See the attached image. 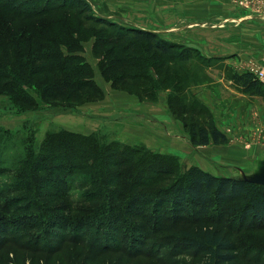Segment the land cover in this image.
<instances>
[{
  "label": "trees",
  "instance_id": "obj_1",
  "mask_svg": "<svg viewBox=\"0 0 264 264\" xmlns=\"http://www.w3.org/2000/svg\"><path fill=\"white\" fill-rule=\"evenodd\" d=\"M74 2L0 0V13L8 14L0 20V93L9 96L21 112L41 107L36 98L58 108H74L81 103L79 99L101 98L103 90L93 78L91 64L76 52L83 47L78 30L93 21L101 27L95 33L98 42L110 44L99 67L112 87L156 100L162 86L168 91L169 108L178 110L172 89L184 82L165 60L172 53V59L179 61L191 52L207 60L210 56L196 47L166 40L153 30L119 26L105 16H92L86 0ZM63 10L71 11V17L41 20ZM10 17L34 22L29 29L22 21L19 29L13 23L17 19ZM113 25L116 33L108 35ZM131 34L137 39L130 38ZM96 42L93 47L97 49ZM231 76L244 90L264 94V83L251 72ZM142 79L150 81L149 88L141 86ZM182 105L184 113L206 112L193 100ZM212 120L209 125L199 118L191 121L192 144L227 140L213 115ZM67 133L64 138L59 130L48 134L40 145L44 152L34 154L29 148L17 166L4 164L0 152V242L30 253L29 263L16 264H110L112 258L104 259L109 253H114L117 264H129L131 258L144 255L150 258L148 264H186L177 259L184 253L197 264H264V247L242 250L231 232L233 222L237 227H264V183L213 173L195 164L183 167L178 155L142 144L111 139L99 145L89 141L90 134ZM91 185L92 190L84 188ZM75 197L97 204L91 212L73 216L53 212L62 208L44 200ZM132 212L134 217L146 212L145 221L134 226ZM71 245L86 250L83 258L76 256ZM167 246L169 251L164 254L161 251Z\"/></svg>",
  "mask_w": 264,
  "mask_h": 264
},
{
  "label": "rangeland",
  "instance_id": "obj_2",
  "mask_svg": "<svg viewBox=\"0 0 264 264\" xmlns=\"http://www.w3.org/2000/svg\"><path fill=\"white\" fill-rule=\"evenodd\" d=\"M66 1L68 4L75 3L74 0ZM230 2L235 8H229V11L224 12L225 15L229 16L224 18L223 21V39L221 41H215V34L213 31L215 26L219 25V20L210 17L211 12H215L214 5L206 4L205 11L207 13V18L205 21L203 18L198 19L203 21H199V25L205 24L207 26L208 33L201 38H199V35H202L201 33H199V35L198 33L196 34V37L201 41L197 43L201 49L195 47L198 48L199 52L204 53L205 56H210V59L201 58L198 53L191 52L190 56L183 61H179L175 58L172 59L174 53L170 55L171 58L169 57L165 60V65L173 68V71L174 69L178 70L177 74L181 75L180 79L184 82H180L183 84L172 89V98H174L173 103H178L175 107L180 110H176L175 112H172L169 108L167 101L168 91L162 86L159 88L160 90L156 100L141 99L135 92L112 87L110 81L106 80L101 74L99 67V59L103 56L104 50H106L110 44H100L95 33L98 31V28L101 27L93 21L86 22V25L78 30V36L83 40V47L82 50L76 52L82 53L85 59L91 64L94 71L93 78L103 90V96L84 102L79 99L78 101L81 103L74 108L49 107L39 98H36L39 100V103L42 104L41 107L27 109L21 112L12 104L9 96L0 93V152L3 157V163L9 166H17L20 164V160L26 155L29 148L33 150L32 152L34 154H38L40 151L44 152V150L40 149L44 137L54 133L56 130H59V133L61 132L63 138L68 135L67 132H78L81 135L85 134L84 136L90 134L89 141L96 140L99 145L106 144L111 139H118L120 142L142 144L148 149L157 152H173L172 149L174 148L173 142L176 141L175 138L179 137L183 139L185 138L183 134L186 135V139L192 144L189 131L190 124L192 123L191 121H195L199 118L202 124L209 125V122L213 121L212 115L214 117L215 108L219 109L223 113V116L233 118L235 116L234 113L232 114L231 110H235L236 105L245 107L248 105V102L258 101L257 105L264 106V94L244 90L239 82L233 80L231 76L233 73L232 68H228V71L223 66L216 65L217 59H212L215 52L237 53L238 51L242 52L245 47L252 46V43H260L261 45L264 43V17L254 15L246 10L236 12V10H239L236 8L238 5L235 3V0H231ZM86 3L89 7L88 12L92 16H105L117 22L116 24H119V26L142 25L144 27H150L151 30L154 16L152 7L156 6L157 1L86 0ZM164 4L165 6L159 3V5H162L160 8V11H162L161 13H165L168 8L167 2H164ZM171 6H173L172 3L170 4V8L172 9ZM68 12L71 11H57L56 13L41 17V20L64 19L65 15L70 16ZM181 12L182 10H178L175 13ZM202 13L204 12L198 11L197 15H202ZM6 15L8 14L0 13V20ZM10 18L17 19L14 17ZM163 18L165 19V17ZM32 20L22 19V21L26 22L29 29L34 22ZM22 21L21 19H17L14 20L13 23L20 29ZM159 22H161L160 19ZM180 22H182V18ZM72 26L75 28L74 31H77V23L73 22ZM101 26L104 29L106 25L102 24ZM116 30L117 27L113 25V27H109L107 34L113 35L116 33ZM122 30L125 32V27ZM78 36L76 37L78 38ZM99 36L102 40L103 34ZM130 36V38L134 40L137 39L133 34ZM158 36L164 39L166 38L161 32L158 33ZM128 40V38L124 39L120 44ZM95 42L97 44V49L93 47ZM141 44L145 43L143 42ZM261 48L262 47H258V51H260ZM98 50L99 52H97ZM96 52L99 54L95 55ZM246 56L258 58L256 54L247 53ZM224 63L222 64L225 65ZM141 65L142 64H140V66ZM225 66L228 67L227 65ZM222 67L224 73L221 71ZM153 75L154 77L156 76V74ZM109 76L112 77L113 72H111ZM140 83L142 84L141 86H148L147 88H149L151 84L150 81L144 79L140 80ZM189 100H193L195 106L201 107V109L206 112L200 115L181 111L182 106H184L182 104H185ZM140 107H143V109ZM155 112L156 115L154 114ZM226 117L222 118L223 124L231 131V128L234 129L236 122L229 123L226 121ZM184 121L187 122V126L184 125ZM250 127L252 135L250 138H247L250 141H245L239 133L238 135L229 137L230 143L237 146V153L233 154V160L229 158V161L225 159L224 161H217V159H214V161L211 159L210 155H206V160H209L205 163L210 171L247 179L259 177L262 174L264 171V154L260 156H256L255 154L251 156L250 153L248 154L244 149L251 147V142L253 140H255V143L264 145V125H259L256 121H253ZM4 128L8 129V132L3 133ZM183 143L180 144L179 149L176 148L180 150V154L176 153L175 155H178L180 163L184 167L189 165L190 160L188 162V155L182 153L183 146L181 145H183ZM187 144L189 148L190 144ZM192 145L195 147V151L200 155L205 152V150L203 152L202 147L197 148L196 145ZM88 172H92V170L88 169ZM109 187L113 188V185ZM84 188L86 190H92L94 187L91 185ZM8 196L13 197L10 193ZM44 200L50 205H57L58 208H62V210L53 212H63V214L68 212L73 216L87 214L91 212L97 204V202H92L89 198L78 200L76 197L74 199L44 198ZM79 208H84V211H80ZM130 215L132 217V224L136 226V222L143 223V221H145V215H147V213L145 212L144 215L140 214V216L136 215L134 217L132 212ZM229 216L231 217V215ZM233 225L234 227L231 228L232 237L234 243L239 248L245 250L250 247L251 249L257 250V248L261 246L264 247V227L257 225L254 227L247 225L237 227V222H233ZM38 230L39 229L35 230V232ZM59 230L61 231L63 229ZM154 236L155 235L152 234L151 238ZM1 243L2 242H0V262L4 261L10 264H16L21 261L26 263L30 262V253L27 250L20 249L12 244L1 245ZM169 248L170 247L167 246L161 252L165 254L169 251ZM71 249L75 250L76 256H82V258L86 252V250L80 246L71 245ZM107 258H112L110 264H117L115 262L116 257L114 253H109L104 259ZM177 259L186 264H197L194 262L195 258H192L189 254H181L177 256ZM80 260L81 258L79 261ZM149 261L150 258L145 255L137 256L131 258L129 264H148Z\"/></svg>",
  "mask_w": 264,
  "mask_h": 264
},
{
  "label": "crops",
  "instance_id": "obj_3",
  "mask_svg": "<svg viewBox=\"0 0 264 264\" xmlns=\"http://www.w3.org/2000/svg\"><path fill=\"white\" fill-rule=\"evenodd\" d=\"M156 1H157L156 6L152 7L154 16H153V22L151 24V30L158 32V33L159 32L163 33V35L166 37L165 38L166 40H170V41H174L178 43L180 42V43L188 44L189 46H193V47L196 46L199 48L200 46L197 44L201 42L199 38L205 36V34L207 35L208 33L207 26L205 24L204 25L198 24L199 21L203 22L202 20H198V19L203 18L205 21V19L207 18L206 17L207 13L205 11L206 4L214 5L215 12L214 13L211 12L210 17H213L215 20L217 19L219 20L218 22L219 25L215 26L213 30L215 34V41L217 40L221 41L223 39V26H224L223 21H224V18L229 16V15H225L224 12L229 11V8H235L231 4L230 2L231 0H178V1L176 0H156ZM164 2H167L168 8L165 13H161L162 11H160V8L162 7V5H159V3L165 6ZM171 3L173 4V6H171L172 9L170 8ZM236 8L239 9V10H236V12H241L242 10L248 11L246 8H243L239 5ZM178 10H182V12L175 13ZM198 11L199 12L202 11L204 13H202V15L201 14L197 15ZM163 17H165V19ZM181 18H182V22H180ZM185 18H186V21H185ZM159 19L161 20V22H159ZM137 27L150 30V27L148 28L142 25L137 26ZM197 33L198 35L199 33H201L202 35H199V38H197L196 37ZM258 47H262L260 51H258ZM247 53L256 54L258 56V59L263 58L264 57V43L262 45L260 43H252V46L245 47V49L242 50V52L238 51L237 53L236 52L226 53L222 51L215 52L213 56H215V59H217L216 65L223 66L228 71L229 69L232 68V72H241L243 70L240 68V64L246 58H248L246 56ZM202 54L205 55L204 53ZM222 63H224L228 67H226ZM223 67L221 70L222 73H224ZM257 103L258 101H253V102L251 101V102H248V105H246L245 107H239L238 105H236L235 110L233 111L231 110L232 114L234 113V116H235L233 118H228L226 116H223V113L219 109L217 108L214 109L215 123L217 127L228 138V140H226L225 142H218V143L210 142L207 144L196 145L197 148L202 147L203 152L205 150V152L202 155H200L198 152L195 151V147L192 144H190V142L186 139V135L183 134L184 135L183 137L185 138L183 139L179 137L175 138L176 141L173 142L174 148L172 149L173 152L171 153L180 154V150H177L176 148L179 149L180 144L183 143L184 141L183 145H181L183 146L182 153L184 155H188L189 157L188 162L190 160L189 165L195 164L209 171L210 169L207 168V165L205 163L209 160V159L206 160L205 158L206 155H210L211 159L213 160L217 159V161L218 160L224 161V159L226 161H229V158L233 160L234 159L233 154L237 153V146L230 143L229 137L238 135L239 133L240 136L245 139V141H250L247 138H250L252 135L251 127H250L252 125V122L256 121L257 124L264 125V106L257 105ZM140 108L143 109V107H140ZM154 114L156 115V112ZM225 117H226V121L229 123L236 122L234 129L231 128V131H229L227 126L223 124L222 118H225ZM187 143L190 144L189 148L187 147L188 145ZM251 143H252L251 147L245 148V149L243 148L246 152H248V154L250 153L251 156H254L255 154L256 156H260L264 154V145H262L261 143H255V140H253ZM213 173H216V172H213ZM217 174H220V173H217Z\"/></svg>",
  "mask_w": 264,
  "mask_h": 264
},
{
  "label": "built area",
  "instance_id": "obj_4",
  "mask_svg": "<svg viewBox=\"0 0 264 264\" xmlns=\"http://www.w3.org/2000/svg\"><path fill=\"white\" fill-rule=\"evenodd\" d=\"M235 2L249 12L264 17V0H235ZM240 68L251 72L255 78L264 83V57L260 59L248 57L240 64Z\"/></svg>",
  "mask_w": 264,
  "mask_h": 264
},
{
  "label": "water",
  "instance_id": "obj_5",
  "mask_svg": "<svg viewBox=\"0 0 264 264\" xmlns=\"http://www.w3.org/2000/svg\"><path fill=\"white\" fill-rule=\"evenodd\" d=\"M248 179H251V180L258 182V183H264V171L262 172V174L259 177H252V178H248Z\"/></svg>",
  "mask_w": 264,
  "mask_h": 264
}]
</instances>
